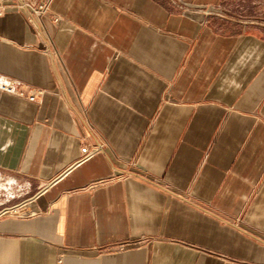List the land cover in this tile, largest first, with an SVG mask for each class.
Masks as SVG:
<instances>
[{"label": "crops", "instance_id": "1", "mask_svg": "<svg viewBox=\"0 0 264 264\" xmlns=\"http://www.w3.org/2000/svg\"><path fill=\"white\" fill-rule=\"evenodd\" d=\"M45 1L0 0V264H264V0Z\"/></svg>", "mask_w": 264, "mask_h": 264}, {"label": "built area", "instance_id": "2", "mask_svg": "<svg viewBox=\"0 0 264 264\" xmlns=\"http://www.w3.org/2000/svg\"><path fill=\"white\" fill-rule=\"evenodd\" d=\"M19 1H20V3L18 5V7L28 8L29 10H31V12L37 13V14H41V13L46 12L48 10V6H49V1L42 2L37 6L30 4L28 2V0H19ZM0 91L5 92L7 94L15 95L18 97H25L30 101H35L37 99V96H38L36 93L27 94L25 91H23L19 87V84L15 80L4 77L2 75H0ZM97 151H98L97 148H90L88 145L83 146L81 148L80 160L81 161L86 160L87 158L92 156ZM8 196H9V198L14 197L13 194H9ZM16 212H17L16 209L12 210V214H15Z\"/></svg>", "mask_w": 264, "mask_h": 264}, {"label": "rangeland", "instance_id": "3", "mask_svg": "<svg viewBox=\"0 0 264 264\" xmlns=\"http://www.w3.org/2000/svg\"><path fill=\"white\" fill-rule=\"evenodd\" d=\"M248 11H249V9H248ZM256 13L258 14L259 17H264V6L259 5L257 10H256Z\"/></svg>", "mask_w": 264, "mask_h": 264}]
</instances>
